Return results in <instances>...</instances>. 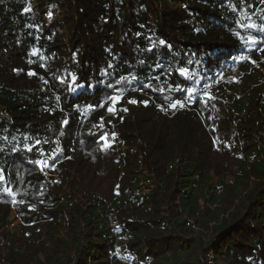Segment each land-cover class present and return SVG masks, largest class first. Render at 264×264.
I'll return each mask as SVG.
<instances>
[{
    "label": "trees",
    "instance_id": "16d2710c",
    "mask_svg": "<svg viewBox=\"0 0 264 264\" xmlns=\"http://www.w3.org/2000/svg\"><path fill=\"white\" fill-rule=\"evenodd\" d=\"M262 48L264 0H0V264H264Z\"/></svg>",
    "mask_w": 264,
    "mask_h": 264
},
{
    "label": "snow or ice",
    "instance_id": "6c2138e0",
    "mask_svg": "<svg viewBox=\"0 0 264 264\" xmlns=\"http://www.w3.org/2000/svg\"><path fill=\"white\" fill-rule=\"evenodd\" d=\"M29 10H30V9H27V8L25 9V11H29ZM241 27H242V25H241ZM247 27H248V28H253V27H255V26L249 24V25H247ZM161 43H163V42H161ZM244 43H245L246 45H248V46H255V45L258 43V41H257V39H256L254 36H252L251 34H248L246 37H244ZM259 51L264 52V48L259 49ZM253 63H254V62H253ZM110 67H111V65H110ZM27 74H28L29 76H34V75H36V73H35V72H32V71H29ZM70 75H71V74H70ZM180 75H182V76H186L187 73H186L184 70H181V71H180ZM136 79H137L136 77H132L130 80H126L125 82H126L127 84H131V83H132V80H136ZM60 82H61V83H64L63 80H61ZM83 87H85V85H84V84H78V83H77V77H76L75 75H71V83L67 84V89H68V91H75L77 88H83ZM89 87H92V86L89 85ZM146 87H148L147 84L142 85L140 88H135V87H134L133 90L141 91V90H143V88H146ZM175 90H176V91H181V92L186 91V92H187V98H186L185 100L182 101V100H179V99H175V100H174V99H172V98L164 97V99H165V103H166L171 109H176L177 107H181V108H183V107H185L187 104H190V103H191V101H192V99H193V97H194V94H195V90H194V89H192V88H187V89H180V88H177V89H175ZM116 91H117V93H119V90H116ZM158 91H159V93L163 94V93L165 92V89H164V88H159ZM109 98L111 99L112 104H111L110 106L107 107V112H108L110 115L115 116V115L118 113V111H119V109L116 107V105L120 103V101L122 100V96L119 95V94H116V95H110ZM201 98L204 100L206 106H207V101H208L209 99H213V97H212V96L210 95V93H208L207 91H205V92L203 93V95H202ZM128 103H132V104H134V103H137V101H136V100H129ZM143 103L147 106L148 101H144ZM99 107H104V105L101 104V105H99ZM158 107H159V106H158ZM160 110L163 111L164 109L161 108ZM123 111L126 112L127 109L125 108V109H123ZM100 127L103 128V125H100ZM114 137H115V134L113 133V138H114ZM100 139H101L102 141H106V140H107V136H106V134H105L103 131H101V133H100ZM39 143H40V142L37 141V144H39ZM108 146H109V145H108L107 143L104 144V147H108ZM25 149H26L27 151H29V152H31V151L33 150L32 147H30V146H25ZM10 151L15 152V151H17V149L12 148V149H10ZM0 152H3V149H0ZM56 158H57L56 156H53V157H52L53 160H55ZM34 163H35L36 165H38L39 167H41V169L46 168V167H50V166H51L50 163H49L46 159H40V160L35 161ZM7 182H8V178H7V176L5 175V169L2 168V167H0V184L6 185ZM0 195H8V196L12 197V203H13V204H16V203H17V200L15 199V195H16V193H14L13 189L10 188V187H6V186H5V187H3V188H0ZM19 203H20V204H24L25 202H24L23 200H20Z\"/></svg>",
    "mask_w": 264,
    "mask_h": 264
},
{
    "label": "rangeland",
    "instance_id": "374dc122",
    "mask_svg": "<svg viewBox=\"0 0 264 264\" xmlns=\"http://www.w3.org/2000/svg\"><path fill=\"white\" fill-rule=\"evenodd\" d=\"M232 80L233 81H235V78H232ZM242 83H244L245 85H247L248 86V81H247V79H242ZM220 99L222 100V101H225L226 100V96H222V97H220ZM40 169H41V167H40ZM42 171H43V173L48 177L49 175H48V173L46 172V170H45V168H43V169H41ZM205 208H207L205 205H204V209ZM15 218V213L14 212H12L11 213V215H10V219L12 220V219H14ZM189 223L191 224V222L189 221ZM16 224H18V222H15L14 223V225H16ZM197 232H199V230H198V228H195V233H197ZM208 237H210V236H208Z\"/></svg>",
    "mask_w": 264,
    "mask_h": 264
},
{
    "label": "built area",
    "instance_id": "2783aa9c",
    "mask_svg": "<svg viewBox=\"0 0 264 264\" xmlns=\"http://www.w3.org/2000/svg\"><path fill=\"white\" fill-rule=\"evenodd\" d=\"M207 262L208 264H213V256L211 254L207 255Z\"/></svg>",
    "mask_w": 264,
    "mask_h": 264
}]
</instances>
